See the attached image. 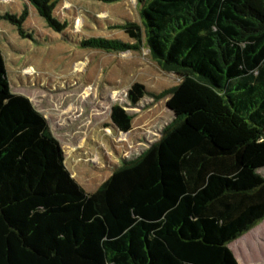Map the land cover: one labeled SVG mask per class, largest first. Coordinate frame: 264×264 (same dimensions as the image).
Instances as JSON below:
<instances>
[{
  "label": "trees",
  "instance_id": "1",
  "mask_svg": "<svg viewBox=\"0 0 264 264\" xmlns=\"http://www.w3.org/2000/svg\"><path fill=\"white\" fill-rule=\"evenodd\" d=\"M27 1L53 30L68 25L56 1ZM136 1L141 25L117 26L133 43L81 45L144 44L181 80L128 88L132 104L167 97L172 119L93 191L71 175L46 118L11 90L0 47V264H240L229 244L264 219V0ZM27 15L0 19L32 38ZM133 116L111 107L119 131Z\"/></svg>",
  "mask_w": 264,
  "mask_h": 264
},
{
  "label": "rangeland",
  "instance_id": "2",
  "mask_svg": "<svg viewBox=\"0 0 264 264\" xmlns=\"http://www.w3.org/2000/svg\"><path fill=\"white\" fill-rule=\"evenodd\" d=\"M53 15L68 25L60 32L47 25L27 0H0V15L20 14L27 7L21 37L0 19V47L10 88L29 98L46 118L60 143L74 179L93 191L123 158L140 153L160 137L172 119L165 105L145 95L136 104L127 90L140 82L147 92H160L181 80L161 67L143 44L137 50L107 51L83 47L81 41L102 37L133 43L121 28L125 21L141 25L136 0H53ZM133 114L131 129L119 131L110 118L113 105ZM264 176V168L259 170ZM240 264H264V219L229 244Z\"/></svg>",
  "mask_w": 264,
  "mask_h": 264
},
{
  "label": "water",
  "instance_id": "3",
  "mask_svg": "<svg viewBox=\"0 0 264 264\" xmlns=\"http://www.w3.org/2000/svg\"><path fill=\"white\" fill-rule=\"evenodd\" d=\"M169 111H171L169 108H167Z\"/></svg>",
  "mask_w": 264,
  "mask_h": 264
},
{
  "label": "crops",
  "instance_id": "4",
  "mask_svg": "<svg viewBox=\"0 0 264 264\" xmlns=\"http://www.w3.org/2000/svg\"><path fill=\"white\" fill-rule=\"evenodd\" d=\"M237 258V257H236ZM237 260H238V258H237ZM238 262H239V260H238Z\"/></svg>",
  "mask_w": 264,
  "mask_h": 264
}]
</instances>
